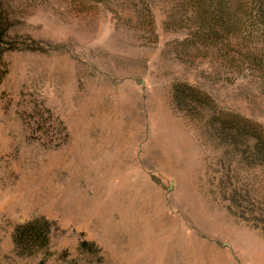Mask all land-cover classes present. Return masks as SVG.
Here are the masks:
<instances>
[{"label":"rangeland","instance_id":"374dc122","mask_svg":"<svg viewBox=\"0 0 264 264\" xmlns=\"http://www.w3.org/2000/svg\"><path fill=\"white\" fill-rule=\"evenodd\" d=\"M0 8V264H264V0Z\"/></svg>","mask_w":264,"mask_h":264},{"label":"trees","instance_id":"16d2710c","mask_svg":"<svg viewBox=\"0 0 264 264\" xmlns=\"http://www.w3.org/2000/svg\"><path fill=\"white\" fill-rule=\"evenodd\" d=\"M1 11V8H0ZM4 16L0 12V22H3ZM52 224L45 220H36L34 222L22 225L15 233V245L24 253L34 255L50 246L52 237ZM82 246L87 250L93 248L92 245L84 242Z\"/></svg>","mask_w":264,"mask_h":264}]
</instances>
